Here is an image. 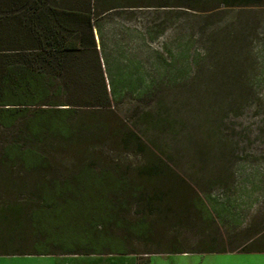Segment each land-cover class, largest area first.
<instances>
[{"label": "rangeland", "instance_id": "rangeland-1", "mask_svg": "<svg viewBox=\"0 0 264 264\" xmlns=\"http://www.w3.org/2000/svg\"><path fill=\"white\" fill-rule=\"evenodd\" d=\"M119 1L151 6L113 9L100 19L101 52L112 54L103 69L111 64L115 88L105 76L109 95L97 100L92 55L65 54L57 81L62 100L79 108V132L72 143L21 142L60 161L88 156L132 174L148 157L163 159L169 177L140 180L150 196L157 195L149 216L153 234L149 240L132 237L130 249L232 251L160 252L143 263L264 264V252L239 251L244 245L264 250V0L238 6ZM163 2L175 6H157ZM16 138L18 127H0V153ZM195 194L212 209L217 226L187 217L193 212L184 208ZM144 202H136L129 217L147 213ZM0 264H56V257L1 255Z\"/></svg>", "mask_w": 264, "mask_h": 264}, {"label": "trees", "instance_id": "trees-1", "mask_svg": "<svg viewBox=\"0 0 264 264\" xmlns=\"http://www.w3.org/2000/svg\"><path fill=\"white\" fill-rule=\"evenodd\" d=\"M220 2L226 6L251 3ZM168 3L157 6H175ZM137 6L151 5L119 0H0V127H18L21 135L5 144L0 153V255L135 254L129 247L132 237L151 239L149 216L157 195L150 196L140 180L169 177L171 167L163 159L148 157L132 174L118 163L88 156L60 161L21 142L74 141L79 132L74 121L79 108L62 100L63 88L57 81L65 54L68 59L74 53L92 55L96 99L105 101L108 79L111 76L113 82L117 75L111 64L103 69L112 54L101 52L106 45L97 40L105 28L100 19L113 9ZM141 201H145L147 213L129 217L135 203ZM187 205L185 211L193 212L187 217L204 227L217 226L212 209L199 194ZM16 243L22 247L16 250ZM239 251L264 252L245 245ZM160 252L232 251L174 248Z\"/></svg>", "mask_w": 264, "mask_h": 264}, {"label": "crops", "instance_id": "crops-1", "mask_svg": "<svg viewBox=\"0 0 264 264\" xmlns=\"http://www.w3.org/2000/svg\"><path fill=\"white\" fill-rule=\"evenodd\" d=\"M100 42H99V46ZM153 253H131V254H91V255H60L56 254V264H149L143 263L148 260ZM169 254V253H163ZM141 255H145V258H140ZM1 256V255H0Z\"/></svg>", "mask_w": 264, "mask_h": 264}]
</instances>
